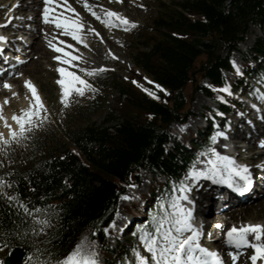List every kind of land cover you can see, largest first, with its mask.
<instances>
[{"label":"trees","instance_id":"obj_1","mask_svg":"<svg viewBox=\"0 0 264 264\" xmlns=\"http://www.w3.org/2000/svg\"><path fill=\"white\" fill-rule=\"evenodd\" d=\"M153 23V34L135 52L132 83L118 87L106 124L72 132L68 140L73 148L50 147L22 168L0 170V177L11 185L5 191L18 193L29 208L45 209L35 215L50 221L41 238L38 224L0 199V230L20 233L10 239V252L20 248L27 257L35 253L37 260L56 263L87 232L89 243L100 245L97 260L102 255L106 264H129L124 249L104 243L128 185L138 183L143 173L151 174L148 193L124 210L145 217L144 230L153 231L159 212L148 211V202L182 181L209 148V129L204 126L201 133L189 131L181 142L168 146L173 124L187 120L195 95L203 93L216 104L204 108L209 128L225 125L230 107L240 105L222 89L239 92L246 89L249 76L264 79V34L248 51L238 49L252 24L264 28V0H187L179 8L164 9ZM236 52L241 54L239 73L231 62ZM139 85L154 91L158 99ZM169 91L174 92L171 101L166 100ZM111 121L115 124L108 126Z\"/></svg>","mask_w":264,"mask_h":264},{"label":"rangeland","instance_id":"obj_2","mask_svg":"<svg viewBox=\"0 0 264 264\" xmlns=\"http://www.w3.org/2000/svg\"><path fill=\"white\" fill-rule=\"evenodd\" d=\"M0 0V22L6 20L8 15V8L11 6L9 3V7L6 9L5 3L7 1ZM83 4H84V0ZM97 1V0H96ZM187 0H122V2H117V0H100L101 4L98 5V11L101 9H111L113 11L121 13L123 16L127 17L128 20L134 21L135 26L132 25H120L117 26L116 24L112 25H105L101 22V20H97V25L90 24V29H95V35L98 39V42H94V46H97V49H91L84 52V56L82 55V63L79 65V70L75 71L77 75H79L82 79L86 80L88 84L91 85V88H85L84 94L79 95L73 92L68 99V105L65 107L59 101L60 95V86L56 83V81L61 78L60 73L57 71L58 67H63L67 71H70L67 66H62L56 59H54L57 54H54L50 57V61L46 59H41V67L39 70L37 68L30 67V64L33 60L34 49L37 47V44L32 47H29L24 54H15L17 59L24 61L27 63L29 67V72H23L21 67L18 69L17 73L21 75H12L7 77L8 81L12 88L4 89L0 87V102L3 101L5 96L9 97V103L4 105L3 107V115L7 117L15 112L19 114L20 109L27 108L29 105V99L25 98V93L27 91L28 97L31 98V92L25 88L24 80L30 79L32 83L37 87L40 93L43 96V103L47 107V119L44 120L43 125L41 127H33L30 133H26L27 139H23L20 144L13 142L11 145L6 146L8 151L4 153L0 151V161H3V166H0V170L6 171H14L16 169L22 168L24 165H27L31 161H34L37 157L44 154L46 150L50 147H61V146H69L73 148L72 144L69 142L68 138L69 135L86 126L96 124V125H103L105 123V118L110 110L116 105L117 98L119 95L118 87L120 85L129 87L132 83V75L130 69L135 66V52L138 48L142 47L144 38H149L151 34H153V22L158 18V16L163 12L164 9H170L173 6L179 8V4L185 2ZM88 4L92 6V1H87ZM105 3V4H104ZM107 5V7L105 6ZM140 5H144V7H140ZM32 9V8H30ZM94 10L97 9L93 7ZM85 12V11H84ZM29 13V12H28ZM42 13V12H40ZM39 14L38 11L33 10L30 13V16L37 17ZM100 14V13H99ZM27 15V14H26ZM101 18L103 19V15ZM82 18L77 19L78 21L88 19L87 16L80 15ZM90 16V15H88ZM43 18V13L41 15ZM91 20L94 18L89 17ZM82 19V20H81ZM35 25V30L37 26V22H33ZM88 23V22H86ZM54 26L53 24L47 25L48 29L52 31L51 27ZM43 36L46 38L47 34H50L49 41L52 45L56 47H60L55 42H52L53 39L58 40L59 36L54 35L51 32H48L46 29L41 30ZM40 31V33H41ZM120 31L122 34L120 35ZM48 32V33H47ZM97 33L99 35H97ZM264 34V28H260L257 24H252L244 36L243 41L239 44L238 49L240 52L248 51V49L252 48L256 41L261 38ZM43 37V38H44ZM103 37L106 39H111L116 41V47L114 50L109 49V51H104L101 48V45H104ZM27 38H31L34 40V37H30L29 33L23 35L20 41L17 43L18 45L24 44ZM82 39V38H81ZM40 40V39H39ZM83 41L86 43H91V38L83 37ZM48 42V40H47ZM67 44V43H66ZM46 45V43H45ZM48 47L55 51L53 47ZM100 46V47H99ZM62 48V47H60ZM31 52V53H30ZM57 52V51H56ZM94 52L97 53L99 61L96 65L91 66L88 64V61L91 60L89 58L92 57ZM228 50H224V54H226ZM27 56V57H25ZM61 56V55H60ZM36 57V56H35ZM100 57V58H99ZM94 58V56H93ZM31 59V60H30ZM30 60V61H29ZM235 61V67L240 68L241 63V54L234 53L232 55V64ZM77 65V64H76ZM24 68V67H23ZM84 70H97L93 75H88L87 71ZM25 71V70H24ZM105 73L104 78H98V74ZM104 76V75H103ZM225 77H230V74L224 73ZM16 79V82L13 80ZM252 85H258V80L253 77L250 80ZM95 89V91H93ZM5 92V93H4ZM11 92H17L18 96L12 97ZM249 90H247V93ZM262 92H264V84ZM189 98L191 93L188 94ZM216 107V104L211 101L208 97H206L203 93H198L195 95L193 99L192 108L189 114V117L184 123H176L172 126V141L168 146H175L176 143L182 141V135L188 133L189 131H196L199 133L201 127L205 125L204 122V108L205 107ZM43 115V113H42ZM241 117L238 113H233L230 116V120L227 122L231 130L237 127L235 126L237 119ZM8 120L13 121L11 118L7 117ZM10 124V123H9ZM115 123L112 121L107 123L108 126H112ZM106 125V126H107ZM183 126V128H182ZM239 127V126H238ZM255 126L252 125V128ZM251 128V127H248ZM5 131L8 132L7 127L4 126V123L0 121V133H3L5 137H7ZM221 132V131H219ZM218 132V133H219ZM218 133L214 132L211 137L210 141L213 143V139L218 143V138L220 137ZM239 140V144L242 145ZM215 144V145H216ZM224 146V145H223ZM215 148V146H213ZM246 147V146H245ZM251 155L250 151L246 152L244 156ZM205 160L204 158H199L195 165L198 162ZM263 171V168H260ZM260 172V171H259ZM151 174L143 173L140 175L139 182L135 184L136 189H141L139 195L134 198L130 203L124 205H118V210L116 214H120L118 217L116 224L112 221L111 225L109 226L110 230L118 232L120 235V240H118L113 234H110L109 228L105 231V240L104 243L109 245L110 247L115 248L116 246H120V248L124 249L127 252V260L130 261V264L134 262V254L132 249L138 248L142 254L148 255L144 249L143 244L139 239L140 230L141 228L144 229V218H137L127 214L124 211V208L127 205H137L140 202V196L145 195L148 193V187L151 182ZM185 181L188 183L189 180L187 176L185 177ZM130 188V187H129ZM128 188V189H129ZM127 189V191H128ZM260 191H264V185L259 187ZM126 191V192H127ZM125 192V193H126ZM198 192V191H197ZM124 193V194H125ZM123 194V195H124ZM177 192L174 190V185L167 186L164 189V192L160 197L155 196L147 204L148 211L151 213L154 211L161 212V204L167 207V199L171 197H175ZM199 194V193H198ZM197 194V195H198ZM257 194V193H256ZM156 201V202H153ZM255 201V200H254ZM229 209V208H227ZM170 211V209H169ZM226 210L224 216H230L229 211ZM249 215V216H248ZM116 217V215H115ZM114 217V219H115ZM238 214L237 217L233 219L234 222H251V221H260L264 224V209L259 208L254 212H250L248 214H243L242 217ZM224 218V217H223ZM113 219V220H114ZM117 219V218H116ZM232 221V220H230ZM230 226V225H229ZM38 229L42 227V225H37ZM45 228L44 232H39L44 238L46 235ZM85 233V232H84ZM86 234V233H85ZM82 236V235H81ZM87 236V234H86ZM88 238V237H87ZM85 245H89L92 250L98 253V249L100 247L99 244L91 245L89 240H87ZM80 239V238H79ZM79 241V240H78ZM77 241V243H78ZM76 243V244H77ZM18 250L15 249L10 252L7 248L0 250V259L3 258H10L12 260V253L17 252ZM249 256L251 254H248ZM28 255L25 254L21 260V264H25L26 260L28 259ZM49 264H56V263H49ZM98 264H106L105 259L103 256L99 255Z\"/></svg>","mask_w":264,"mask_h":264},{"label":"snow or ice","instance_id":"obj_3","mask_svg":"<svg viewBox=\"0 0 264 264\" xmlns=\"http://www.w3.org/2000/svg\"><path fill=\"white\" fill-rule=\"evenodd\" d=\"M122 2V0H117ZM50 5H57V0H44L43 18L45 23H53L58 28H63L65 34L70 35L73 39L83 42L80 36L77 34L78 30L83 27V24L76 18H69L61 15L56 16L55 19L50 20V12H54V8H50ZM64 5L71 11L70 5H67V0H64ZM84 7L89 11L97 20H101L102 23L107 25L116 24L120 25H132L135 26L134 21L128 20L127 17L121 13L113 11L111 9L103 11V19L101 15L93 11V6L84 0ZM144 7V5H140ZM79 14L77 13V16ZM95 32V29H90ZM97 35H99L97 33ZM6 37L0 36V41L5 40ZM63 43V42H62ZM49 46L53 47L55 51L64 53V57L57 55L54 57L57 61L63 63H71L72 57L70 52H67L64 48L56 47L49 42ZM235 67V61H233ZM57 71L60 73L56 83L60 86L59 101L65 107L68 105V99L73 92L83 95L85 88H91V85L79 75L72 71H67L63 67H58ZM88 75H93L97 70H84ZM237 72L239 69L237 67ZM16 75H21L16 73ZM147 79V78H145ZM134 83H136L134 81ZM25 88L31 92V98L28 97L26 91L25 98L29 99V105L27 108L20 109L19 114L13 113L11 119L15 121L17 127L13 128L11 124L7 122V117L3 115V107L8 104L9 97L5 96L3 101L0 102V121L4 123V126L8 129L7 137L3 133H0V151L6 153L8 148L6 146L11 145L13 142L20 144L23 139H27L26 133H30L33 127H41L44 120L47 119V107L43 103L41 96L38 93L37 87L32 83L30 79L24 80ZM143 91L149 96L156 97L154 91L149 88L139 85ZM0 87L4 89H11L12 85L8 81L0 83ZM156 88H160L159 84L155 85ZM95 91V89H93ZM222 91L228 92L229 88L225 86ZM12 97L18 96L17 92H11ZM222 99V97H220ZM43 113V115H42ZM183 128V126H182ZM219 136H226V133L221 131ZM213 143L215 140L213 139ZM227 147V145H225ZM211 154V159L206 163L210 166L203 170H190L188 176L198 178L200 176H206L209 173L213 177H221L219 183H227L237 193L246 192L252 183V173L249 171V166L244 164H237L232 156L222 155L217 152L214 147L207 149L206 153ZM0 166H3V161H0ZM226 174V175H225ZM11 185L3 178L0 177V199H4L9 205L18 207L23 210L26 217H30L36 224L42 225L39 228V232H44L45 228L49 226L50 221L47 218L41 219L36 213L45 211L40 207L29 206L19 198L18 193L9 195L5 191V187ZM129 187H135V185H128ZM180 197H175L171 203L165 207L161 204V212L158 217H154L153 231L149 232L141 228L139 239L143 244V249L148 255H144L138 248H133L134 264H224L222 257L217 250L209 249L199 243V237L201 232L199 228L192 223L193 210L192 208H186L180 203V200L190 201L189 196L185 194L189 191V187L186 183H181ZM124 199H129L125 196ZM170 209V211H169ZM217 228H223L222 224H217ZM34 235L39 233L36 228L31 229ZM107 231V230H105ZM226 245L235 249L250 248L252 250L251 255L247 259L251 264H264V224L260 223H242L239 227L233 225L227 229L224 233ZM19 232H5L0 230V250L10 248V239L18 238ZM251 236V238H250ZM95 243L94 241L92 242ZM38 251V250H37ZM232 264H236L239 258V252L230 253ZM97 253L92 251H86L83 242L78 243L74 249L67 253L62 259L56 261V264H98ZM0 264H8L6 258L0 259ZM26 264H49L47 260H37L35 253H30Z\"/></svg>","mask_w":264,"mask_h":264},{"label":"bare ground","instance_id":"obj_4","mask_svg":"<svg viewBox=\"0 0 264 264\" xmlns=\"http://www.w3.org/2000/svg\"><path fill=\"white\" fill-rule=\"evenodd\" d=\"M4 1H7V3H5V6H4L5 8L6 7L8 8L11 5L7 10L8 15L6 18V20L10 19V21L8 23H5V24L0 26V32L5 33L7 35L6 40L0 41V45L8 44V45L12 46L14 43L17 44L23 35H26L27 33H29L30 37H34V40H32V42H31V47L34 46V44L35 45L37 44V47L34 49L35 52H34V55L32 57L33 60L30 64V67H33V68L35 67V68H37V70H39L41 67V64H42L40 60L46 59L47 61H50V57L53 56L54 54L61 55L62 57H64V53L56 52V51H54L48 47L47 44H49V42H50L49 39L51 37L48 32H51L54 35L59 36L58 40L52 38L53 39L52 42H55L57 45L64 48L65 50L68 47L66 44L67 42L78 41V40L73 39L72 36L65 34V31L62 27L58 28L53 23H45L44 22V18L41 17V15L44 11V0H4ZM87 1H92L93 2L92 6L94 8L97 7V9L96 10L93 9V11L97 12L98 14L100 13L103 15V11H105V9L104 10L101 9L98 11V5L101 4L100 0H97V1L96 0H87ZM9 3H11V4L9 5ZM67 5H70L71 9H75V11L74 12L71 11L67 6L64 5V0H57V5H50V8H54L55 11L50 12L49 19L50 20L55 19L56 16L61 15V14H63L61 16V18H63V16H67L69 18L74 17L76 19H80V18H82L80 15L87 16L88 19H86V20L81 19L82 20L81 23L83 24V27L78 30V33L81 32L84 34V37L91 38V43H86L83 41V42H81V44L87 50L97 49L96 48L97 46H94V42H98V39L96 38L95 33L93 31H90V24L91 23H92V25L95 24L98 26V24L96 22V18L89 11H87L85 9L82 0H67ZM105 6L107 7V5H105ZM30 8H32V9H30ZM33 10H36L39 12L37 17H35L34 19L32 16H30V13ZM40 12H42V13H40ZM77 13L79 14L78 16H77ZM88 15H90V16H88ZM89 17L94 18L95 22H94V20H91ZM33 20H34V22H37V29L36 30H33V29L27 30L24 27V25L30 24L31 21H33ZM86 22H88V23H86ZM49 24L54 25L51 27L52 31H50L47 27V25H49ZM43 29H46L48 31L46 38L43 36L42 31H41ZM40 31H41V33H40ZM121 34H122V32L120 31V35ZM29 39H31V38H27V40H29ZM47 40H48V42H47ZM103 40H104V45H101V48H103L104 51H106V50L109 51V49H111V50L115 49L116 41H113L110 38L106 39V37H103ZM45 43H46V45H45ZM26 51H27V48L24 49V52H26ZM93 56H94V58H93ZM25 57H27V56H25ZM22 59H24V58H22ZM22 59L19 61V66L17 67V70L21 67V69H23V72H25V73L29 72L30 67L28 69H26L28 64L27 63L22 64ZM89 59H91V60L88 61V64L91 66H94L99 62V61H97L99 59H98V55L96 52H94L92 57ZM24 61H26V60L24 59ZM59 63L62 66L69 67V63H63L62 61H60ZM13 80L16 82V79H13ZM0 93H1V91H0ZM38 93L43 100V96L39 90H38ZM7 117L11 118V115H8ZM7 122L10 123L13 128L17 127L16 123H13L11 120L7 119ZM242 128H243L242 125L239 124L234 129V132L230 133L228 135L229 141H231L233 143H231L229 145L227 144V147H225L226 137L220 136L218 138V143L215 145V148H216V151L219 153H224L228 150H234V151H236V156H233L234 160H241V161L247 163V165L253 164V170L255 172H259V171L261 172L260 178L258 180H256L255 184L253 185V187L257 188V190L250 193L248 195V197H246V199H244L242 202L239 200V198H237L235 196H230L227 200H225L223 203L220 204L215 199V197L213 196V193L211 192V190H208V192H207L211 196L210 201L208 200V198L206 196H204V195H206V192L203 189L204 185L203 186H201L200 184L194 185L191 182H189L187 184L191 188H194L195 190L198 191L199 194L197 195V197H195V200L200 199L201 201H206V202L209 201V206L207 208H203L204 212L209 211V209H211L213 211H218V210L224 209L225 207H227L231 203H234V208H232L229 212V213H231L229 219L232 221L235 217H237L238 214L241 216L240 218L242 219V218H244V217H242L243 214H248L250 212H254L255 210H258L259 208L264 209V191L258 190V187H262V185H264V144H260L259 142H256L255 144H252L248 148L247 147V141L249 140V138L255 136V134H254L255 132L253 133L251 130H248L247 132H245V131H243ZM5 133H6V135L8 134L7 131H5ZM262 135H264V131L262 132ZM239 140L241 142H244V143H242L243 146H241V144H239ZM248 150L249 151L252 150L253 153L249 156L247 155V157H246V156H244V154L246 152H248ZM206 162H207L206 160H202L201 162H199L197 164V166L194 168V170H203V169L208 168L209 165ZM260 168H263V171ZM206 176H208L210 178L213 177L211 173H209ZM189 181H192L191 178H189ZM135 187L138 188L137 186H135ZM136 188L130 187L128 189V191L120 197L119 205H124V204H127L128 202L130 203L134 198H136L139 195V193L141 192L140 188L139 189H136ZM125 196L129 197V199H124L123 197H125ZM118 217H120V214H116V217L113 220V222L115 224H116L117 220H119ZM222 217H223L222 215H218V213H217L216 220L218 222L224 221V223H225L226 221L223 220ZM235 223H236L237 227H239L241 225L240 222H235ZM247 223H260V224H262L263 222L251 221V222H247ZM230 226H232V225L230 224ZM202 229L204 231H206V234L204 235L206 237L204 240L205 245L212 250H217L222 255H224V257L225 256L228 257L229 256V250L231 248L228 247L225 243V235H224L225 231L223 230V228H217L216 227L215 230H213L211 227V222H209V221L203 222L202 221ZM85 233L82 234L78 243L83 242L86 251L90 252V251H92V248L88 244L85 245L87 243V242H85L86 238H87V236H86L87 233L86 234ZM250 238H251V236H250ZM87 240H88V238H87ZM263 240H264V238H263ZM251 252H252L251 249L248 250L246 252V254L243 255L242 258H247L249 256L248 254H251ZM249 264H251L250 261H249Z\"/></svg>","mask_w":264,"mask_h":264},{"label":"water","instance_id":"obj_5","mask_svg":"<svg viewBox=\"0 0 264 264\" xmlns=\"http://www.w3.org/2000/svg\"><path fill=\"white\" fill-rule=\"evenodd\" d=\"M174 92L170 91L166 94V100L167 101H171L172 97H173ZM18 251L15 253H12L11 257L12 260L10 258H6L8 261V264H21V260L23 258V256L25 255V252L20 249V248H16Z\"/></svg>","mask_w":264,"mask_h":264}]
</instances>
